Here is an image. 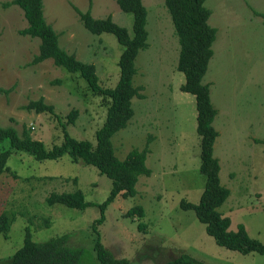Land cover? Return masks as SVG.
Masks as SVG:
<instances>
[{
	"label": "rangeland",
	"instance_id": "rangeland-1",
	"mask_svg": "<svg viewBox=\"0 0 264 264\" xmlns=\"http://www.w3.org/2000/svg\"><path fill=\"white\" fill-rule=\"evenodd\" d=\"M3 1L0 88L6 90L0 89V125H11L19 134L26 127L45 148L62 140V127L71 136L94 143V130L103 120L108 99L50 57L31 63L39 39L17 32L26 25L22 10L13 3L3 6ZM141 2L146 8L147 46L135 55L132 83L142 85L143 96L131 97L133 113L110 140L115 155L122 158L131 147H141L150 134L145 157L150 174L138 175L134 195L116 194L107 202L93 231L89 224L109 190L108 176L92 164L71 160L67 153L35 159L23 150L10 149L6 168L0 172V211L13 212L14 217L6 234L0 232V264H10L25 225L34 241L66 233L67 245L84 248L80 264L95 261V235L113 256L126 257L127 264H154L182 252L208 264H264L262 253H243L215 243L193 210L178 205L180 198L196 202L204 182L198 170L194 96L179 88L184 79L175 65L179 44L163 0ZM87 4L88 0H42V13L57 32L59 46L92 62L98 83L112 86L123 45L111 32L93 33L82 25L72 5L84 10ZM203 4L210 10L207 22L216 31L201 80L208 82L216 109L211 121L217 131L212 153L219 163L220 183L229 189L218 209L229 217V228L242 223L249 236L264 243V23L251 10L264 11V0H204ZM89 10L94 17L110 14L132 34L131 14L115 0H90ZM39 96L53 105V112L24 107ZM70 108L78 112L72 123L66 118ZM7 146L6 140L0 141V149ZM76 188L88 202L83 208L45 200L50 191ZM133 204L143 208L134 219L125 214Z\"/></svg>",
	"mask_w": 264,
	"mask_h": 264
},
{
	"label": "trees",
	"instance_id": "trees-1",
	"mask_svg": "<svg viewBox=\"0 0 264 264\" xmlns=\"http://www.w3.org/2000/svg\"><path fill=\"white\" fill-rule=\"evenodd\" d=\"M122 11L131 14V30L129 35L126 28L117 24L110 14L103 17L91 15L88 0L84 10L73 6L82 25L90 32H111L116 40L123 45L118 53V76L112 86H101L92 62L78 59L73 52H67L57 42V32L48 23L42 13V0H6L3 6L16 4L21 8L26 25L18 28L20 34L38 37L37 52L31 63L50 57L54 64L64 70L76 73L81 77L92 92L106 96V107L101 124L94 130V143L88 139L75 138L62 127L63 138L60 142L45 148L40 139L32 138L28 129L22 127L21 133L11 126L0 125V141L6 140L7 147L0 149V172L6 168V159L10 149L23 150L35 159L56 158L67 153L73 161L92 164L98 172L110 178V187L105 197L97 203L99 214L94 217L90 226L94 231L96 224L103 219V208L116 194L121 196L134 195L135 182L138 175H149L151 169L145 164L146 153L149 151L150 134L145 136L141 147H131L122 158H118L110 140L111 135L124 127L133 113L130 99L132 96L142 97V85L132 83V75L136 71L134 58L139 48L147 46L145 29L146 8L141 0H115ZM204 0H163L169 13L179 48L176 58V68L183 72L181 90L194 96L195 130L199 135V164L198 170L204 175L203 187L196 202L180 198L178 205L191 208L197 220L204 224V230L215 243L240 252L257 251L264 254V243L248 235L242 223L235 228H229V217L222 214L218 206L229 193V189L220 183L219 163L212 153L213 141L217 135L211 121L216 112L210 97L208 82L201 77L206 70L207 62L212 54L211 43L215 38L216 28L207 22L209 8ZM259 15L264 23V11L251 9ZM59 81V79H54ZM1 90H6L0 88ZM35 112L47 110L53 112V105L43 101V97L27 101L24 105ZM76 108H70L66 113L67 122L72 123L77 115ZM259 141V139H257ZM264 143V138L262 139ZM48 203L60 202L70 207L83 208L88 204L83 199L80 189L71 191H50L45 197ZM125 214L133 218L143 214L140 204H133L125 210ZM13 212L0 211V232L6 234L13 219ZM46 222V221H45ZM142 223L137 221V226ZM23 240L13 252L10 264H80V258L85 253L81 246H70L65 243L67 234L59 233L47 239L34 241L31 239L28 225L23 228ZM95 261L87 264H127L126 257H115L103 246L98 235L93 241ZM143 264V263H139ZM154 264H208L186 252Z\"/></svg>",
	"mask_w": 264,
	"mask_h": 264
}]
</instances>
